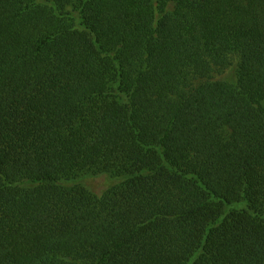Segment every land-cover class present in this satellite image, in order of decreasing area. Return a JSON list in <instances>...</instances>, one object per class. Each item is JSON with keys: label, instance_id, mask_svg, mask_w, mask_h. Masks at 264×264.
<instances>
[{"label": "trees", "instance_id": "1", "mask_svg": "<svg viewBox=\"0 0 264 264\" xmlns=\"http://www.w3.org/2000/svg\"><path fill=\"white\" fill-rule=\"evenodd\" d=\"M0 264H264V0H0Z\"/></svg>", "mask_w": 264, "mask_h": 264}, {"label": "rangeland", "instance_id": "2", "mask_svg": "<svg viewBox=\"0 0 264 264\" xmlns=\"http://www.w3.org/2000/svg\"><path fill=\"white\" fill-rule=\"evenodd\" d=\"M102 182H104V181H102ZM103 184V183H102ZM97 191H99V190H97Z\"/></svg>", "mask_w": 264, "mask_h": 264}]
</instances>
